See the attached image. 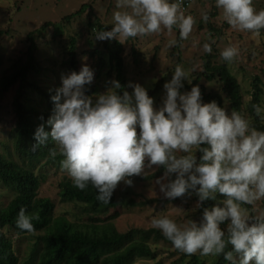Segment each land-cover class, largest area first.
Segmentation results:
<instances>
[{
  "label": "clouds",
  "instance_id": "9594fccd",
  "mask_svg": "<svg viewBox=\"0 0 264 264\" xmlns=\"http://www.w3.org/2000/svg\"><path fill=\"white\" fill-rule=\"evenodd\" d=\"M214 3L233 28L253 32L264 28V9L257 10L253 0ZM181 4L182 0H115L111 27L96 31L94 38L123 43L159 32L162 26L168 30L175 26L179 37L186 39L196 21ZM201 18L207 21L208 13ZM175 43L169 41V47ZM202 48L212 52L209 42ZM219 54L231 62L239 48L230 44ZM93 79L88 63L78 71L61 73L51 95L52 113L36 127L31 147L49 139L55 142L72 184L81 190L91 184L104 204L121 182L132 186L133 176L162 167V175L154 180L161 198L186 202L195 196V206L202 209L199 219L183 223L168 215L151 219L174 248L189 255L223 254L229 264H264V211L255 209L264 198V129L240 111L230 110L224 100L204 101L200 85L180 64L163 83L159 104H154L145 85L129 81L125 87L115 78L103 91L88 94L85 86ZM185 82L190 89H185ZM252 108L264 123V104ZM36 219V213L21 208L15 224L33 232Z\"/></svg>",
  "mask_w": 264,
  "mask_h": 264
},
{
  "label": "rangeland",
  "instance_id": "374dc122",
  "mask_svg": "<svg viewBox=\"0 0 264 264\" xmlns=\"http://www.w3.org/2000/svg\"><path fill=\"white\" fill-rule=\"evenodd\" d=\"M83 3H89L90 7L70 22L63 19L64 16L76 11ZM253 5L257 10L264 9V0H253ZM115 10H117L115 0H0V75L7 72L19 60L25 59L28 46L27 34L37 30L46 22H52L40 34L35 33L40 68L39 71L30 75L31 79L45 90L54 91L55 87L60 84L61 73H68L65 59L69 39L75 37L78 67L82 63H88L94 69V79L91 82L94 86L93 93L103 91L106 82L114 78L115 72L113 71L111 77H108L107 71L110 68L108 63L100 70L96 68L97 61L90 56L89 52L91 48L96 46L102 49L103 44L94 38L92 32L95 31V28L90 23L99 21L111 27L113 23L112 14ZM203 12L208 13L207 21L201 18ZM189 13L193 15L196 23L186 39L179 37V29L175 26L171 30L162 26L159 32L125 39L123 45L126 59V84L128 85L129 81H132L145 85L149 95L154 97V104H159L163 94V83L171 78L175 66L180 64L189 70L190 78L193 81L200 76L198 84L201 89L204 86L205 92L215 91L219 85L215 81H207L202 76L207 53L204 52L202 45L204 42L211 43L212 52H218L216 62H221L223 58L219 54L220 51L232 44L238 46L239 55L229 62V67L241 82L245 106L252 98V86L256 76L262 79L261 104H264V28L261 34L233 28L224 19L222 10L216 8L214 0L195 1L187 14ZM209 24L214 26L216 32L210 30ZM173 40L176 43L169 47V41ZM132 48H135L137 53H134ZM134 56L138 62L134 61ZM16 88L17 86L13 87L0 103L1 151H3L2 144L4 142L11 144L10 129L14 124L12 100ZM185 89L190 88L185 87ZM128 90L131 91V88ZM30 95L34 106L41 110L45 109L46 101L45 99L42 100L44 97L41 94L33 90ZM223 100L229 108L230 101L225 93ZM155 167L153 166V168ZM155 171L146 169L145 175ZM36 172L41 175L39 196H46L53 200L55 203L54 214L56 216L64 214L70 219H76L82 210L73 202H63L58 194L59 182L67 174L66 170L54 164H46L43 160L41 164L37 165ZM156 177L137 179L133 176L132 186H125L121 182L116 188L117 197L121 199L122 196L127 195L126 197L132 198L138 203L149 198H160L166 202L111 208L109 213L102 214L101 217L112 220L120 231H126L131 227H153L151 219L160 215H168L178 223H183L189 219H198L196 200L193 197L186 202L182 199L169 201L161 198L154 183ZM13 195L14 193L10 188L0 183V206H5ZM255 209L258 212L264 211L262 199L255 203ZM114 211H117L118 215L111 219L110 215ZM12 235L15 240L16 251L22 261L27 256L32 241L27 237ZM154 245L164 248L159 258L165 262L169 263L177 257V255L170 256L173 254V247L165 245L163 241L154 243ZM201 257V264H212L214 259L212 254ZM157 259L145 260L141 258L134 264H152Z\"/></svg>",
  "mask_w": 264,
  "mask_h": 264
},
{
  "label": "trees",
  "instance_id": "16d2710c",
  "mask_svg": "<svg viewBox=\"0 0 264 264\" xmlns=\"http://www.w3.org/2000/svg\"><path fill=\"white\" fill-rule=\"evenodd\" d=\"M89 7V3H83L76 11L64 16L63 19L70 22ZM51 23L46 22L37 30L27 34L28 46L25 59L19 60L7 72L0 75V103L5 95L17 86L12 100L14 124L10 129L11 144L4 142L2 144L3 151L0 150V183L10 188L14 193L5 206H0V264H134L141 258L145 260L158 258L152 264H201L202 257L199 252L189 255L174 248L172 242L166 239L158 228L131 227L126 231H120L112 220L101 217L102 214L109 213L111 208L134 207L138 204L161 202L160 198H149L138 203L134 199L126 197L127 195L118 199L115 189L111 200L104 204L97 200V191L91 184H88L83 190L78 189L66 174L59 182L60 199L63 202H73L82 210L76 219H70L64 214L56 216L53 200L46 196H39L41 175L36 172L37 165L44 160L46 164L61 167L60 160L63 159L55 142L51 139L35 149L31 147L36 142L33 136L36 127L47 120L54 106L51 100L54 91L45 90L30 77L40 68L35 33L40 34ZM90 25L95 28V31L92 32L94 36L96 31L104 27L110 28L99 21L90 23ZM209 26L212 32H216L214 26L211 24ZM262 32L263 28L254 33L261 34ZM100 43L103 44L102 49L96 46L89 52L90 56L97 61L96 68L100 70L108 63L110 66L107 71L108 77H111V73L114 71V78L127 87L123 43L116 39H105ZM132 49L134 53H137L135 48ZM217 55L218 52H210L205 55L202 76L209 82L215 81L219 86L215 91L209 92H205V88L202 86L201 92L204 101L215 99L218 103H222L225 93L230 101V110L240 111L255 127L264 129V123L259 120L252 108L253 104L261 103L262 79L259 76L254 78L252 98L245 106L241 82L233 74L229 62L224 59L221 62H216ZM135 58L136 56L133 58L134 61L138 62ZM65 64L68 72L78 71L80 68L78 67L75 37L69 39ZM199 77L193 83H198ZM185 87L190 88L191 85L185 84ZM85 88L88 94L94 92L92 84L86 85ZM33 90L44 97L42 100L46 101L45 109L41 110L33 105L30 95ZM45 127L50 128L47 124ZM162 173L163 168L160 167L149 175L134 177L152 179ZM192 197L196 200L195 196ZM179 199L181 200V198H176L171 201ZM262 201L264 203V198ZM205 203L214 202L206 201ZM246 207L252 209L251 206ZM21 208H24L26 213L37 214L38 219L32 221L33 232L19 229L16 226L15 217ZM201 211L202 209L199 208L196 210L198 219ZM117 215L118 212L114 211L110 217L114 219ZM12 234L27 237L32 241L29 252L22 261L16 251ZM159 241L173 247V254L170 256L177 255L169 263L159 258L164 249L162 246L154 245ZM212 264H229V262L224 259L223 254H220L214 255Z\"/></svg>",
  "mask_w": 264,
  "mask_h": 264
},
{
  "label": "built area",
  "instance_id": "2783aa9c",
  "mask_svg": "<svg viewBox=\"0 0 264 264\" xmlns=\"http://www.w3.org/2000/svg\"><path fill=\"white\" fill-rule=\"evenodd\" d=\"M195 0H182L181 10L186 14L192 7Z\"/></svg>",
  "mask_w": 264,
  "mask_h": 264
}]
</instances>
